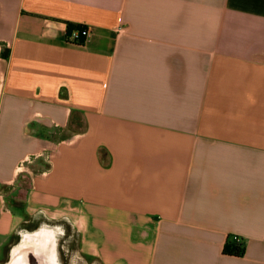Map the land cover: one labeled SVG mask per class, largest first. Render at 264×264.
<instances>
[{"label": "crops", "instance_id": "1", "mask_svg": "<svg viewBox=\"0 0 264 264\" xmlns=\"http://www.w3.org/2000/svg\"><path fill=\"white\" fill-rule=\"evenodd\" d=\"M61 219L97 264H264V0H0V253Z\"/></svg>", "mask_w": 264, "mask_h": 264}, {"label": "rangeland", "instance_id": "2", "mask_svg": "<svg viewBox=\"0 0 264 264\" xmlns=\"http://www.w3.org/2000/svg\"><path fill=\"white\" fill-rule=\"evenodd\" d=\"M57 138V137H56ZM49 156H52V154L51 155H49ZM31 160H33V159H31ZM31 160L30 161H28V162H26V167H30V165H32V163H31ZM21 183H22V185L24 186V188H22V190L20 191V193H18L17 194V198L18 199H16L15 201H16V204H22V198L24 197V192H25V188H26V186L28 185V177L26 176V175H23L21 178ZM39 219V218H38ZM40 221L39 222H41L42 220H45V221H47V220H49V219H47V218H45V217H40ZM34 220H35V218H34ZM38 220L36 219L35 220V222H30L29 224H25V223H23L21 226L23 227V228H26V229H31L32 227H35V226H37L38 224H39V222H37ZM52 221V220H51ZM54 222H51V224H59V225H61V226H63V229H59V230H64L65 228L67 229V234L68 235H70L71 236V238H70V236L68 237L70 240H76V242H78V234L80 233L79 231H77L76 232V229L73 227V226H71L70 224V222L69 221H67V220H53ZM50 224V223H49ZM78 233V234H77ZM16 238L17 237H15L14 239H13V242L12 243H14L15 241H16ZM10 248V247H9ZM3 253V252H2ZM5 253H7L6 251H5ZM80 253V254H79ZM78 256V257H77ZM1 258H4V254H1L0 253V259ZM5 259V258H4ZM8 258L6 257V259L5 260H7ZM63 259H64V264H97V262L96 261H92L91 259H89V258H87L81 251H80V248L78 247V248H76L75 250H71L70 252H67V251H65V253H64V255H63ZM91 262V263H90ZM95 262V263H94Z\"/></svg>", "mask_w": 264, "mask_h": 264}, {"label": "flooded vegetation", "instance_id": "3", "mask_svg": "<svg viewBox=\"0 0 264 264\" xmlns=\"http://www.w3.org/2000/svg\"><path fill=\"white\" fill-rule=\"evenodd\" d=\"M57 229H60V228H57ZM59 231H60V233L58 235V241H56V243L54 245V250H55V252L57 251V256L55 254V258L50 257L48 254H46L47 252L44 253L46 247H43L41 245H36L35 249L37 250V252L39 254L43 255V257L46 260V264H56L57 261L59 264H64L63 255H64L65 251L70 252L71 250H75L76 248H78L80 245L79 240H78V242H76L75 239L70 240L68 238L70 235L67 234L66 228L63 231L62 230H59ZM70 238H71V236H70ZM19 243H20V241H19ZM34 245L35 244H32L31 246H34ZM52 248H53V246H52ZM22 250L24 253L19 255L17 258L19 260L20 264H31V262L33 260H36L37 256L35 254H33L30 249L26 248V249H22ZM11 255H12V253H10V256L6 260L5 264H8L10 262ZM27 259L30 263L27 261Z\"/></svg>", "mask_w": 264, "mask_h": 264}, {"label": "bare ground", "instance_id": "4", "mask_svg": "<svg viewBox=\"0 0 264 264\" xmlns=\"http://www.w3.org/2000/svg\"><path fill=\"white\" fill-rule=\"evenodd\" d=\"M59 233L60 231L59 229H57V227L50 228L47 226H43L34 232H23L21 242L13 248L12 254L15 255L22 249H30L31 245L35 244L33 246L34 248H36V245L46 247L44 253L47 252L46 254H48L52 258H55V254L57 256V251L55 252L54 245L58 239ZM56 264H59L58 261Z\"/></svg>", "mask_w": 264, "mask_h": 264}, {"label": "trees", "instance_id": "5", "mask_svg": "<svg viewBox=\"0 0 264 264\" xmlns=\"http://www.w3.org/2000/svg\"><path fill=\"white\" fill-rule=\"evenodd\" d=\"M87 26L69 23L67 30V39L69 42L85 44L87 42L88 37L84 32H86ZM78 31L80 34L78 38L73 37V32ZM3 57L7 56L6 52L2 53ZM102 152V150H101ZM224 252L232 255H243L245 253V245L242 243L236 242L233 238H229L224 246Z\"/></svg>", "mask_w": 264, "mask_h": 264}, {"label": "water", "instance_id": "6", "mask_svg": "<svg viewBox=\"0 0 264 264\" xmlns=\"http://www.w3.org/2000/svg\"><path fill=\"white\" fill-rule=\"evenodd\" d=\"M31 252L37 256L36 260H33L31 264H46V260L43 255L39 254L37 250L31 246ZM23 250L18 251L15 255H11V260L8 264H20L19 260L17 259L19 255L23 254ZM28 261V259H27ZM29 262V261H28ZM30 263V262H29Z\"/></svg>", "mask_w": 264, "mask_h": 264}, {"label": "built area", "instance_id": "7", "mask_svg": "<svg viewBox=\"0 0 264 264\" xmlns=\"http://www.w3.org/2000/svg\"><path fill=\"white\" fill-rule=\"evenodd\" d=\"M79 34H80V33H79L78 31H74V32H73V37L78 38ZM84 34H86V36L89 38V35H90V29H89L88 27L86 28V32H84ZM233 239L236 240V242H238V243L241 242V237H240V236L235 235V236L233 237Z\"/></svg>", "mask_w": 264, "mask_h": 264}]
</instances>
